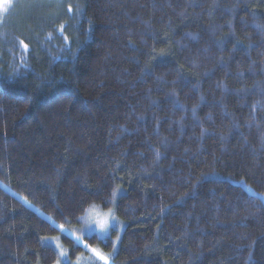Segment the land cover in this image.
<instances>
[{
  "label": "trees",
  "instance_id": "1",
  "mask_svg": "<svg viewBox=\"0 0 264 264\" xmlns=\"http://www.w3.org/2000/svg\"><path fill=\"white\" fill-rule=\"evenodd\" d=\"M17 3L0 23V264H57L56 238L93 264H264V0ZM112 193L118 250L78 241L83 205Z\"/></svg>",
  "mask_w": 264,
  "mask_h": 264
},
{
  "label": "rangeland",
  "instance_id": "2",
  "mask_svg": "<svg viewBox=\"0 0 264 264\" xmlns=\"http://www.w3.org/2000/svg\"><path fill=\"white\" fill-rule=\"evenodd\" d=\"M21 5L18 6L16 9L17 12L20 11V13H22L23 9L25 8L26 4L25 3H20ZM17 0H11L10 4H6L4 5L3 9H0V23H1V19L2 17L11 9L14 8L15 6H17ZM15 14V13H14ZM250 190L254 191V189H252L251 187H248ZM262 198L264 199V194H261ZM126 222L123 221L121 223V225L119 226V228L117 229L115 225H113V230L111 232H107V233H101L99 232L95 227H88L85 228L84 223L81 222V224L78 226L77 229H73L71 230L70 234L73 235L75 238H77V240H81L84 236L87 235H93V234H97L99 237L105 239L107 237L112 236L113 240H114V245H115V251L118 250L123 234L125 232L126 229ZM117 237H119V239H117ZM51 244L54 245L60 255V261L57 264H93L89 258L84 257L82 260H78V261H74L72 260L69 256H68V251H66L62 241L60 239H51ZM94 254H102L103 255V250L101 248H96L95 252L93 251Z\"/></svg>",
  "mask_w": 264,
  "mask_h": 264
},
{
  "label": "clouds",
  "instance_id": "3",
  "mask_svg": "<svg viewBox=\"0 0 264 264\" xmlns=\"http://www.w3.org/2000/svg\"><path fill=\"white\" fill-rule=\"evenodd\" d=\"M115 193L107 199L88 201L80 210L79 219L85 228L95 227L101 233L111 232L113 225L118 229L123 222V217L113 203Z\"/></svg>",
  "mask_w": 264,
  "mask_h": 264
},
{
  "label": "snow or ice",
  "instance_id": "4",
  "mask_svg": "<svg viewBox=\"0 0 264 264\" xmlns=\"http://www.w3.org/2000/svg\"><path fill=\"white\" fill-rule=\"evenodd\" d=\"M11 0H0V9H3L4 5L6 4H10ZM21 44L23 45V47L25 49L28 48V45L24 43V41H21ZM117 239H119V237H117ZM93 251L95 252V249H93ZM102 259H104L103 257H101Z\"/></svg>",
  "mask_w": 264,
  "mask_h": 264
}]
</instances>
